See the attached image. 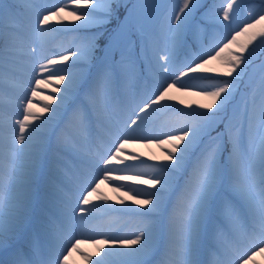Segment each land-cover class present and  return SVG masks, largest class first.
I'll return each mask as SVG.
<instances>
[{
    "label": "snow or ice",
    "instance_id": "6c2138e0",
    "mask_svg": "<svg viewBox=\"0 0 264 264\" xmlns=\"http://www.w3.org/2000/svg\"><path fill=\"white\" fill-rule=\"evenodd\" d=\"M222 5L182 0L165 26L156 0H0V264L264 256V62L253 60L257 44L264 55V0L242 27H232L241 0ZM68 32L70 46L41 54ZM40 87L51 93L37 108ZM138 147L155 148L156 163ZM112 214L133 231H86Z\"/></svg>",
    "mask_w": 264,
    "mask_h": 264
},
{
    "label": "rangeland",
    "instance_id": "374dc122",
    "mask_svg": "<svg viewBox=\"0 0 264 264\" xmlns=\"http://www.w3.org/2000/svg\"><path fill=\"white\" fill-rule=\"evenodd\" d=\"M207 0H202V3H206ZM39 2H41L44 6H51L52 4H56V3H62L63 0H39ZM156 2L158 3L159 7L155 10L156 11V15L157 17L162 21V23L166 26L167 23H169L170 21L165 19L166 17H170L171 19L174 20V13L179 11V5L182 3V0H156ZM212 3H215L216 7L218 8H222V0H216V1H212ZM21 10H23V5L21 4ZM262 7L261 5V0H241V6L239 9V12L236 15L235 18V23L232 25V27H236L237 25H239L240 27L243 26L242 22L245 21L247 19L249 10H259V8ZM52 23H55V21H53ZM77 35V33H72V32H68V33H62L59 36H57L56 39L52 40L51 42H49L45 49L43 50V52L41 54L43 55H52L54 53H58L61 51V48H57L56 47V43L60 42L61 43V47H68L71 45V41L73 36ZM244 38L241 37V40H243ZM161 45H163V39H161ZM262 53V49L259 46V44L256 45V50L255 53L253 55V60L255 61V64L258 66L261 62H264V55L261 54ZM183 55L180 56V60H183ZM19 69H21V71H18L19 74H22V67L18 66ZM257 78H258V72H257ZM187 83H194L191 80H188ZM206 83V82H204ZM43 90H38V99L35 100V97H33V103L36 105V107H41L43 105V103H46L45 100L42 99V97L48 95L51 93V88H42ZM31 93L29 92V95ZM175 95H179V93H174ZM183 99H185L186 101L188 100H193V99H198L197 97L194 96H184L182 97ZM13 100L15 99V97L12 98ZM16 109H17V105H16ZM18 110V109H17ZM11 115V114H6V116ZM13 120H15L17 117L15 115H11ZM22 118V117H21ZM12 134V132H11ZM11 138V136H10ZM9 138V139H10ZM136 150L140 151V153H143V158L144 157H148L150 156V152L144 148V147H138ZM155 152H158L155 148H154ZM159 154V152H158ZM127 174V173H126ZM101 190L107 195L111 196L113 194L112 189L110 187V185L108 184H104L101 185ZM124 191V190H121ZM256 260V264H264V257L262 256H257L255 258ZM70 264H84L82 257L79 254H73V256L70 258Z\"/></svg>",
    "mask_w": 264,
    "mask_h": 264
},
{
    "label": "bare ground",
    "instance_id": "6f19581e",
    "mask_svg": "<svg viewBox=\"0 0 264 264\" xmlns=\"http://www.w3.org/2000/svg\"><path fill=\"white\" fill-rule=\"evenodd\" d=\"M56 47L57 48H61V43L57 42L56 43ZM21 67L23 69V66H21ZM17 75L19 77L22 74L17 73ZM40 78H43V77H40ZM32 83L34 84L35 81H33ZM189 84H191V83H189ZM42 88L43 87H40L38 90H43ZM5 93H6L7 96H10L12 98L16 97L17 95H19V91L17 89H12V88H6L5 89ZM36 99H38V96L35 97V100ZM16 112H17V109H16V104L15 103H10L5 108V113L6 114L8 113V114H11V115H15ZM11 132H12V130L7 128V126H6L5 130H4V135L6 137V140L9 139L10 136L12 135ZM7 147H8V145L6 144V152H7ZM146 149L150 152V156L151 155H159L158 152L154 151V148H152V149L146 148ZM129 151H131V149H129ZM136 151L138 153H140V151H138V150H136ZM141 159H143L146 164L156 163V161L150 160L149 156L143 158V155H142ZM131 174L132 173H127L126 175H131ZM143 178L146 179L147 177L145 176ZM124 183H126L128 186H131V187H143V188H148L149 187L148 185H137L135 181H125ZM110 187L112 189L113 185H110ZM121 190H125V189H121ZM116 195H117V193H114V192L111 195L113 197V201H112L113 204H115V196ZM126 202L131 204V201H126ZM129 219L130 218L127 217V216H120L119 214H112V215H109V216H105V217H103V218H101L99 220H93L88 225L86 231L89 234L95 235L96 239H102L103 238V236L101 235L102 233H108L109 235L114 236V237H122V236H125V235L129 234L131 231H133L134 226L129 224V223H127V221ZM82 251L91 252V251H93V249L91 248V246L89 244V245L85 246V248H83ZM262 257H264V256H262ZM209 259H210L209 256L205 257L206 264H207V261Z\"/></svg>",
    "mask_w": 264,
    "mask_h": 264
},
{
    "label": "trees",
    "instance_id": "16d2710c",
    "mask_svg": "<svg viewBox=\"0 0 264 264\" xmlns=\"http://www.w3.org/2000/svg\"><path fill=\"white\" fill-rule=\"evenodd\" d=\"M210 1V0H209ZM209 1H208V3L207 4H209ZM123 11V10H122Z\"/></svg>",
    "mask_w": 264,
    "mask_h": 264
}]
</instances>
